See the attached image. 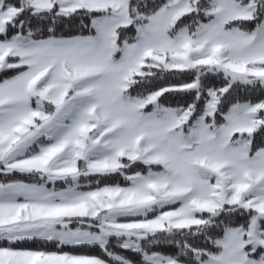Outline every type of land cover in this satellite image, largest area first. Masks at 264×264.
I'll list each match as a JSON object with an SVG mask.
<instances>
[{"label":"snow or ice","instance_id":"obj_1","mask_svg":"<svg viewBox=\"0 0 264 264\" xmlns=\"http://www.w3.org/2000/svg\"><path fill=\"white\" fill-rule=\"evenodd\" d=\"M0 264H264V0H0Z\"/></svg>","mask_w":264,"mask_h":264}]
</instances>
